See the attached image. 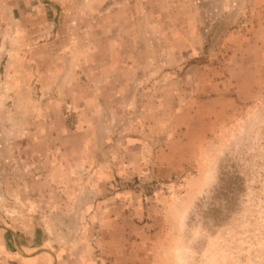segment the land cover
<instances>
[{"label": "rangeland", "instance_id": "374dc122", "mask_svg": "<svg viewBox=\"0 0 264 264\" xmlns=\"http://www.w3.org/2000/svg\"><path fill=\"white\" fill-rule=\"evenodd\" d=\"M0 234V264H264V0H0Z\"/></svg>", "mask_w": 264, "mask_h": 264}, {"label": "crops", "instance_id": "0c3cea01", "mask_svg": "<svg viewBox=\"0 0 264 264\" xmlns=\"http://www.w3.org/2000/svg\"><path fill=\"white\" fill-rule=\"evenodd\" d=\"M1 236V234H0ZM89 238L90 237H96L98 240H101L100 242V248H101V253L103 255H110L111 254V249L108 248L109 247H114V245H112V238L113 236H88ZM120 237H123V238H126V236H120ZM128 237V236H127ZM89 238H87L86 236H79V240H90ZM19 239H20V236H19ZM82 242V241H81ZM84 244H82L83 246ZM23 248H27L26 246H23ZM70 247V246H69ZM114 264V263H112Z\"/></svg>", "mask_w": 264, "mask_h": 264}]
</instances>
